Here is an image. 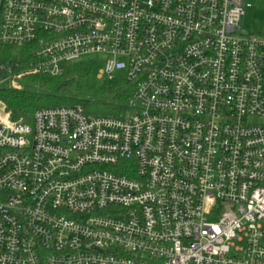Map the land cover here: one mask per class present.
Wrapping results in <instances>:
<instances>
[{
  "label": "built area",
  "instance_id": "2783aa9c",
  "mask_svg": "<svg viewBox=\"0 0 264 264\" xmlns=\"http://www.w3.org/2000/svg\"><path fill=\"white\" fill-rule=\"evenodd\" d=\"M247 0H0V44L57 77L101 56L126 111L0 107V264H264V29ZM13 88H17L16 86ZM239 243V245H236Z\"/></svg>",
  "mask_w": 264,
  "mask_h": 264
},
{
  "label": "trees",
  "instance_id": "16d2710c",
  "mask_svg": "<svg viewBox=\"0 0 264 264\" xmlns=\"http://www.w3.org/2000/svg\"><path fill=\"white\" fill-rule=\"evenodd\" d=\"M13 53L11 47L0 44V80L5 75L1 66L8 68L17 61L16 67H12L14 72L28 67L31 55L26 48H20L16 57ZM94 64L90 59L76 61L57 77L24 75L17 79L18 88L0 85V101L12 119L28 123L36 109L45 107L79 105L87 114L102 116L125 113L130 85L119 81L104 89L92 88L89 80Z\"/></svg>",
  "mask_w": 264,
  "mask_h": 264
},
{
  "label": "rangeland",
  "instance_id": "374dc122",
  "mask_svg": "<svg viewBox=\"0 0 264 264\" xmlns=\"http://www.w3.org/2000/svg\"><path fill=\"white\" fill-rule=\"evenodd\" d=\"M262 29H264V0H247L242 30L246 33H257ZM13 57H16V54L14 55L13 53ZM87 59L93 60L95 63L89 80V84L92 88H107L112 84L119 82L121 78L124 77V72L120 71L114 72L111 80L105 76L99 78L98 75L103 67L105 58L101 56H89ZM0 85L12 88L13 86H16L17 88L20 86L18 85L17 80L14 82L12 80H8L5 83H0ZM0 107H3L1 103ZM236 245H239V243H236Z\"/></svg>",
  "mask_w": 264,
  "mask_h": 264
}]
</instances>
